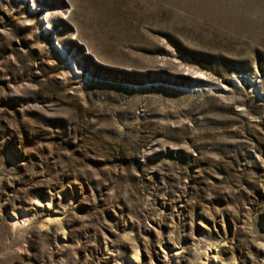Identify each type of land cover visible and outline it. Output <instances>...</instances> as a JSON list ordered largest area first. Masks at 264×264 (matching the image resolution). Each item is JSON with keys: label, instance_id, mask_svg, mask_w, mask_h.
Returning <instances> with one entry per match:
<instances>
[{"label": "rangeland", "instance_id": "obj_1", "mask_svg": "<svg viewBox=\"0 0 264 264\" xmlns=\"http://www.w3.org/2000/svg\"><path fill=\"white\" fill-rule=\"evenodd\" d=\"M0 264H264V0H0Z\"/></svg>", "mask_w": 264, "mask_h": 264}]
</instances>
